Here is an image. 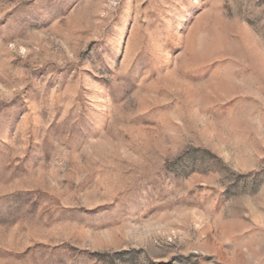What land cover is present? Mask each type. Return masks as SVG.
<instances>
[{
	"label": "rangeland",
	"instance_id": "rangeland-1",
	"mask_svg": "<svg viewBox=\"0 0 264 264\" xmlns=\"http://www.w3.org/2000/svg\"><path fill=\"white\" fill-rule=\"evenodd\" d=\"M0 264H264V0H0Z\"/></svg>",
	"mask_w": 264,
	"mask_h": 264
}]
</instances>
